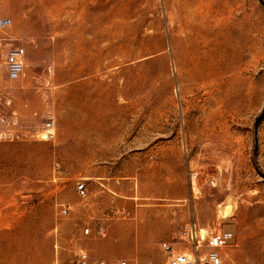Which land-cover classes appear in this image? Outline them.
<instances>
[{
	"label": "rangeland",
	"instance_id": "rangeland-1",
	"mask_svg": "<svg viewBox=\"0 0 264 264\" xmlns=\"http://www.w3.org/2000/svg\"><path fill=\"white\" fill-rule=\"evenodd\" d=\"M0 17V264H167L189 220L225 232L223 264H264V0H0Z\"/></svg>",
	"mask_w": 264,
	"mask_h": 264
},
{
	"label": "built area",
	"instance_id": "built-area-1",
	"mask_svg": "<svg viewBox=\"0 0 264 264\" xmlns=\"http://www.w3.org/2000/svg\"><path fill=\"white\" fill-rule=\"evenodd\" d=\"M11 24L8 18L0 17V30L7 29ZM26 51L22 45L12 46L8 49L4 64L6 76L10 80L18 79L24 71V60ZM44 138L51 140L55 136L54 123L52 118H46L44 122ZM196 174L192 175L195 179ZM80 197L86 196L87 189L85 183L81 182L76 186ZM68 206L61 209L62 214H67ZM86 228L85 232L88 233ZM96 235L103 236L104 228L98 227L95 230ZM178 244H172L168 241H162L160 247L166 254L167 264H223L222 249L227 244V236L223 230L201 234V228L195 220L184 222L177 232ZM75 264H91L86 252H80L77 255ZM94 264H127L125 260H116L109 263L105 259H97Z\"/></svg>",
	"mask_w": 264,
	"mask_h": 264
},
{
	"label": "bare ground",
	"instance_id": "bare-ground-1",
	"mask_svg": "<svg viewBox=\"0 0 264 264\" xmlns=\"http://www.w3.org/2000/svg\"><path fill=\"white\" fill-rule=\"evenodd\" d=\"M74 118V117H73ZM76 118V117H75ZM78 118V117H77ZM87 118V117H86ZM85 118V119H86ZM80 120H83V119H81L80 118ZM84 121V120H83ZM86 121V120H85ZM85 121L84 122H82V121H80V122H75L74 124H73V128L74 129H72V130H69L70 131V135L71 136H76V135H78V132L79 131H81V130H85V131H87V132H89V123H88V121H87V123H85ZM82 140H84L85 138H84V136H79ZM75 151H76V149H75ZM74 151V152H75ZM91 151V150H90ZM76 153V152H75ZM71 154V153H70ZM196 181V180H195ZM193 184V183H192ZM222 215H223V217H226V216H228L229 214H230V212H231V207H230V205H226V206H224L223 207V209H222ZM205 233H208V231L205 229V228H201V234L202 235H204Z\"/></svg>",
	"mask_w": 264,
	"mask_h": 264
}]
</instances>
